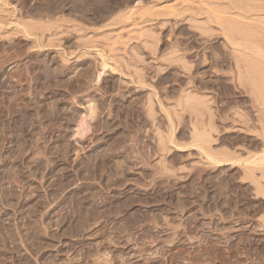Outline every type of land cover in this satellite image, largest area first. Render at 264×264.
Masks as SVG:
<instances>
[{
  "label": "rangeland",
  "instance_id": "obj_1",
  "mask_svg": "<svg viewBox=\"0 0 264 264\" xmlns=\"http://www.w3.org/2000/svg\"><path fill=\"white\" fill-rule=\"evenodd\" d=\"M254 3L0 0V264H264Z\"/></svg>",
  "mask_w": 264,
  "mask_h": 264
},
{
  "label": "bare ground",
  "instance_id": "obj_2",
  "mask_svg": "<svg viewBox=\"0 0 264 264\" xmlns=\"http://www.w3.org/2000/svg\"><path fill=\"white\" fill-rule=\"evenodd\" d=\"M255 3L252 5L253 6V9H250V10H255L254 13L256 12L257 14H260L264 12V0H254ZM242 9V8H241ZM242 11V10H241ZM248 11V10H247ZM235 12V11H234ZM244 11H242L241 13H243ZM250 12V11H249ZM260 12V13H259ZM242 15V14H241ZM244 15V14H243ZM247 15V14H245ZM237 16V15H236ZM239 16V15H238ZM259 16V15H258ZM262 16V15H261ZM260 17V16H259ZM245 18V17H244ZM249 18V16H248ZM261 18V17H260ZM263 18V17H262ZM253 19V18H252ZM257 19V18H256ZM255 21V20H254ZM259 22V21H258ZM261 23V22H260ZM232 24V23H230ZM258 24V23H256ZM234 25V24H233ZM238 25V24H237ZM260 25V24H259ZM236 26V24L234 25ZM234 26H228V30L230 31L232 27ZM231 27V28H230ZM237 27V28H236ZM234 27L235 30H239L240 32H238V34H241V36H244L242 35L245 30V28L243 29L244 31L241 32V28L239 29V27L241 26H236ZM230 28V29H229ZM233 29V30H234ZM232 30V31H233ZM234 30V33H236V31ZM228 31V32H229ZM231 34V33H230ZM237 35V42L235 41H232L229 37V35L226 33V37L228 38V40L234 45V46H237L239 47V49L241 50V52L239 53V55L236 54V61H237V64L238 66H240V68H244V75L243 76H240L238 78V82L236 80V76L232 77L230 80H228L227 82H224L223 83H219L220 84V87L217 90V94L218 96L219 95H232L234 94L235 92H247V93H250V100L252 102V108L254 109V111H256L258 114H257V121H259L260 123H263V126L261 124V127L262 129L258 130L256 125H254L253 127L255 128V131L257 132L258 136L261 137V140H262V145L263 147L261 148V150L257 153H250V155L244 160V162L247 164L248 168L252 171L254 168L258 167V166H262L264 165V41H260V42H254V41H247L245 39V36L244 37H240ZM232 35V34H231ZM232 36H235L234 34ZM236 37V36H235ZM248 37V36H246ZM239 38H242L241 41ZM239 39V40H238ZM239 41V42H238ZM191 47V46H190ZM233 49V48H232ZM237 49V48H236ZM188 51L191 52V56L192 57H198L200 53H198L199 51L198 50H193V47L191 48H188ZM235 51V50H234ZM239 52V50H236ZM237 53V52H236ZM235 54V53H234ZM235 56V55H234ZM201 57V55H200ZM199 58V57H198ZM204 58V57H203ZM204 60V59H203ZM224 61H229L228 59H225L223 58ZM200 63V62H199ZM231 70V69H230ZM232 73V72H231ZM233 74V73H232ZM237 74V73H236ZM101 75V73H100ZM99 75V76H100ZM234 75V74H233ZM223 81V80H222ZM225 81V80H224ZM207 88V87H205ZM216 88V87H215ZM245 89V90H244ZM215 90V91H216ZM217 94H213V99L215 102L217 101L218 97H217ZM236 94V93H235ZM189 98V97H188ZM194 99V98H192ZM187 100V99H186ZM195 100V99H194ZM194 100H192L194 102ZM188 102H191V99L188 100ZM192 102V103H193ZM187 103V102H186ZM191 104V103H189ZM92 107V106H91ZM215 110L218 112V111H221V107L219 105V102H218V106L217 108H215ZM94 111V110H93ZM92 112V111H91ZM223 112V111H222ZM221 112L222 114V118L223 119H227L229 117V114L228 113H223ZM220 114V113H219ZM245 114L247 115L246 117V120L245 121H242L243 125L246 127L247 130H252V124L250 123V121L252 120L251 119V113L248 111V112H245ZM256 124V123H255ZM260 125V124H259ZM216 127L218 128V125H216ZM225 125L223 126V130H225ZM82 128V127H81ZM251 128V129H250ZM253 128V129H254ZM84 128H82L83 130ZM81 130V131H82ZM197 130V129H196ZM79 130V132H81ZM84 131V130H83ZM204 136V134H201V133H198L197 134V137L198 138H201ZM205 137V136H204ZM52 139V138H51ZM207 139V138H206ZM204 140V138H203ZM203 140H200V141H203ZM207 141V140H206ZM200 147V146H199ZM202 148V150L204 152H206L207 154V157L208 159L212 162V163H217L220 165H222L224 161H229L230 158H219L217 157L214 153H211L209 151H207L204 147H200V149ZM225 163V162H224ZM252 181V180H251ZM255 182V180L253 181ZM256 185H257V190L259 192H262L264 193V187L262 185V182L257 180L256 181ZM244 220V219H243ZM209 223V222H208ZM211 223V222H210ZM241 223H244V221H241L240 219L238 218H235V221L234 223H232V229L234 228L235 230H238L239 229V226ZM161 225H157L156 228H160ZM231 226V225H230ZM243 226V225H242ZM250 226V225H248ZM253 226V225H251ZM263 226V225H262ZM168 227V225L166 226ZM237 227V228H236ZM211 228V227H210ZM213 228V227H212ZM211 228V229H212ZM176 229V228H175ZM214 229V228H213ZM165 231V230H164ZM206 232V231H205ZM205 234V233H201V234H197V235H193L192 238H195L196 240H201V237L202 235ZM204 236V235H203ZM178 237V236H177ZM176 237V239H177ZM230 237V236H229ZM229 237L227 238L226 237V243L229 241ZM219 239V238H218ZM192 240V239H191ZM229 243V242H228ZM151 250V248H150ZM141 251V250H140ZM139 251V252H140ZM154 252V251H153ZM141 253V252H140ZM165 253V252H164ZM107 255V254H106ZM140 255V254H139ZM106 257H109V256H106ZM99 259V258H97ZM70 260V259H69ZM110 260V259H109ZM105 261V260H103ZM264 261V259H263ZM106 264H108V260H106Z\"/></svg>",
  "mask_w": 264,
  "mask_h": 264
}]
</instances>
